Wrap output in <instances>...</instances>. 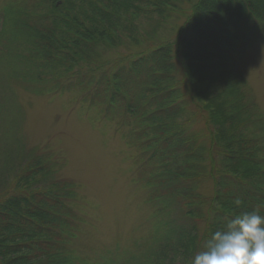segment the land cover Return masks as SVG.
Returning a JSON list of instances; mask_svg holds the SVG:
<instances>
[{
    "label": "trees",
    "instance_id": "1",
    "mask_svg": "<svg viewBox=\"0 0 264 264\" xmlns=\"http://www.w3.org/2000/svg\"><path fill=\"white\" fill-rule=\"evenodd\" d=\"M37 5L45 15L30 20L26 12L24 29L16 33L26 47L9 45L11 68L21 65L23 78L49 82L56 91L68 81L91 97L102 93L151 131L158 161L172 167L153 176L166 189L154 194L163 204L175 202L187 225L177 236L165 234L170 246L161 259L191 264L238 212L258 209L264 216V124L235 67L242 57L236 46L255 34L264 37V0ZM120 47L125 52L113 57ZM7 127L0 117V141L7 147L0 161V264H75L53 235H44L66 227L56 208H68L66 201L75 197L72 181L55 178L50 155L25 152ZM201 183L212 187L211 194L200 192ZM166 213L155 210L162 220Z\"/></svg>",
    "mask_w": 264,
    "mask_h": 264
},
{
    "label": "rangeland",
    "instance_id": "2",
    "mask_svg": "<svg viewBox=\"0 0 264 264\" xmlns=\"http://www.w3.org/2000/svg\"><path fill=\"white\" fill-rule=\"evenodd\" d=\"M26 12L30 20L45 15L37 0H0V117L22 150L50 155L55 178L72 181L75 197L66 201L68 208H56L66 227L44 235H53L75 264H169L161 259L169 245L164 236H177L187 225L175 202L156 198L155 189H166L152 180L172 167L158 161L151 131L121 103L110 105L102 93L91 97L68 81L56 91L49 82L23 78L21 65L11 68L9 45L26 47L16 35ZM236 47L242 52L235 64L242 90L264 124V37L255 34ZM124 49L110 53L117 57ZM4 147L1 140L0 161ZM211 189L199 185L201 193ZM158 207L166 208L163 220L155 216Z\"/></svg>",
    "mask_w": 264,
    "mask_h": 264
},
{
    "label": "clouds",
    "instance_id": "3",
    "mask_svg": "<svg viewBox=\"0 0 264 264\" xmlns=\"http://www.w3.org/2000/svg\"><path fill=\"white\" fill-rule=\"evenodd\" d=\"M191 264H264V216L258 209L238 212L212 233Z\"/></svg>",
    "mask_w": 264,
    "mask_h": 264
},
{
    "label": "water",
    "instance_id": "4",
    "mask_svg": "<svg viewBox=\"0 0 264 264\" xmlns=\"http://www.w3.org/2000/svg\"><path fill=\"white\" fill-rule=\"evenodd\" d=\"M59 3V2H58Z\"/></svg>",
    "mask_w": 264,
    "mask_h": 264
}]
</instances>
